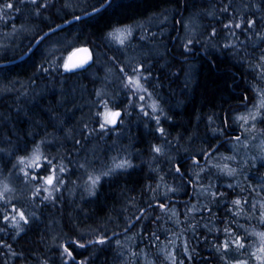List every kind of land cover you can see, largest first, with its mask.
<instances>
[{
    "label": "trees",
    "instance_id": "obj_1",
    "mask_svg": "<svg viewBox=\"0 0 264 264\" xmlns=\"http://www.w3.org/2000/svg\"><path fill=\"white\" fill-rule=\"evenodd\" d=\"M4 2L13 3V8L3 10L0 34L23 23L31 31L20 48L0 53V63L16 60L42 34L100 7L104 0L76 2L81 3L76 11L70 9V0ZM250 4L258 9L246 11L242 6ZM157 13L171 20V30L161 37L160 53H148L141 62L153 89L155 85L158 92L169 91L168 105H176L169 107L173 115L167 127L170 135L180 137L175 151L179 159L169 175L165 162V174L157 175L162 164L150 166L141 156L151 154L153 143L165 140L153 125L152 130L138 125L131 131V144L139 151L133 155V166L105 177L89 195L86 191L71 194L72 182L80 174L75 162L86 157L84 148L90 146L83 147L82 137L96 138L99 129L97 117L88 120L85 113L90 111L91 115L95 108L90 105L84 109L80 104L88 102L86 94L90 101L101 99L96 87L107 67L99 66L100 57L95 56L90 67L66 72L62 58L49 48L43 49V43L50 38H69L76 40V46L89 44L94 52L103 49L108 54L104 63L115 72L124 48L102 47L103 39L117 26ZM192 14L204 26L199 35L188 40L183 38L184 23ZM252 16L259 24L264 22V0H111L102 10L48 34L27 57L0 65L5 89L29 81L20 91H0V191L5 185L8 188L0 200V264H227L232 260V249L238 247L230 243L225 249L222 245L235 240L237 234L247 243L238 248L240 256L247 257L245 248L255 237L251 226L263 225L259 217L264 215V159L243 184L231 187L222 184L225 176L213 174L212 184L206 182L212 178L195 176V170L207 165L217 151L229 149L239 129L237 112L256 99V89L264 83V39L246 41L244 26L234 35L224 25L225 21L241 22ZM236 37L239 40L234 45ZM120 93L125 103L128 91ZM114 103L116 110L122 109L119 100ZM82 117L85 120H80ZM255 129L264 137V117ZM112 143L110 137L102 145ZM37 146L42 152L41 167H29L30 176H26L20 170L24 161H20L32 155ZM109 146L98 154L103 160ZM44 157L64 166L65 171L57 173L63 183L41 188V178L51 174ZM211 169L206 170L214 173ZM33 175L36 180L30 179ZM158 183H165L168 196ZM200 185L204 194L195 188ZM49 192L50 198L44 199ZM202 194L203 204L199 201ZM234 200L241 204L234 205ZM13 208L24 212L27 223L19 216L18 226L3 219L4 215H15ZM101 238L104 243H97ZM175 239L178 245L172 244ZM65 246L71 257L62 255ZM177 253L179 257L173 261Z\"/></svg>",
    "mask_w": 264,
    "mask_h": 264
},
{
    "label": "rangeland",
    "instance_id": "obj_2",
    "mask_svg": "<svg viewBox=\"0 0 264 264\" xmlns=\"http://www.w3.org/2000/svg\"><path fill=\"white\" fill-rule=\"evenodd\" d=\"M85 0H70V9L72 11H76L80 9L81 3L77 4L76 2H84ZM245 6L244 9L247 11L249 9L251 10H257L258 6H252L250 5H242ZM162 13L154 14L148 18L141 19L138 22L123 25V26H117L116 28H131L132 34L129 36L123 45L119 44L118 42L114 41L109 37V34L106 36V38L103 39L101 42V46H108V48H112V46L119 48L123 47V59L122 62L118 65L116 64L115 72L112 70L110 65H106L104 63L103 57L108 55L106 51L103 49H97V52H95V56L100 57L99 60V66L107 67L106 72L104 74H101V84L97 86V93H100V100H94L90 97L88 94L84 95V97L89 98L88 102L80 104L84 109H87V106H93L95 109L90 115V111L85 112L87 115L89 114V117L87 119L89 120L91 117L96 116L97 113H102L105 109L103 107L104 102L106 101L108 104V107L112 109L113 111H116L117 106L114 102L120 101V103L123 104L122 109L123 115L118 121L117 128H113L114 131H112V127L115 126H109L108 128L101 130L100 128L97 130L96 138L90 137L85 139L82 137L84 143L83 147L89 146L88 148H84L86 157L81 158V161H76L75 164L80 170V174L77 175L75 178V181H73L72 187L74 189L70 190L71 194L77 193L82 191H86V194H91L93 191H95V187L99 184V182L104 179L107 176H111L114 173L124 170V169H130L131 166H133V155H136L139 151L138 149L134 148V145L131 144V131L134 127H137L138 125H146L148 129H151V125H153V129L155 131H158L159 134L162 133L163 138L165 140L164 143H153V146L151 148V154H147L146 156H141V160L146 161L150 166H156L158 164H162L161 167L158 165L159 169H156V174L159 175L161 172L165 174V165L163 162L166 163V170L168 175L170 174V169H172L173 165H175V162L177 159H179L178 154L176 151V146L181 144V140L179 136L173 137L170 135L169 126L167 127V122L171 121V117L173 113L171 110H169L168 102L167 100L169 96V91H161L158 92L155 89H153V82H151L149 79H141L140 83L143 85L145 89H147V92H139L136 95H133L132 90L126 89L124 87V84L126 83L127 77L124 75V73H127L128 76H132L133 73L131 71L132 68H136L138 66H142L141 71L144 75V64L141 62V59L145 57L148 53L149 55L156 56L155 54L158 52L160 53V46L162 42V35H165L167 33H170V19H164ZM254 20L255 24L248 28L246 24H242L244 26L243 28L246 29V34L244 35V40L250 41V42H259L260 40L264 39V22L262 24H259L256 19L252 16L248 20H242V21H251ZM232 22V26L228 27L227 29H232L234 31V35L238 34V31L240 28H235V23L237 21L231 20V21H225L224 25L229 24ZM239 22V21H238ZM203 21L200 20V18L196 14H192L191 16H188L184 23V34L183 38L191 40L196 34L199 35V32L203 29ZM166 28V29H165ZM113 29V30H114ZM112 30V31H113ZM31 29L28 27L27 23H23L17 26L12 27L11 29L7 30L4 34H0V53H4V50L6 51H13L17 50L21 46V42H23L28 37V32H30ZM111 31V32H112ZM213 32H215V29H212ZM231 31V30H230ZM259 31V32H258ZM256 32L257 35H256ZM256 35V37L253 39L252 36ZM57 38L53 39H47L43 43V49L49 48L51 49L56 55L60 56L62 59V66L64 63V59L67 58V55L69 51H71L74 47H76L77 43L74 39H61L60 41ZM235 40H239L237 37L233 38L232 43L235 45L237 44ZM163 43V42H162ZM112 58L114 56L112 55ZM103 64H105L103 66ZM110 66V67H109ZM120 69H123L124 71L121 72ZM264 73V71L262 72ZM100 74V73H99ZM264 79V77H263ZM33 80V79H32ZM149 80V81H148ZM0 81V91L1 94L5 93L7 90H15L20 91V89L27 88L29 81H20L19 83H16L18 87H12L5 89L3 86V83ZM151 82V83H149ZM62 89V88H61ZM95 91V93H96ZM128 91L126 95V101L123 103V93L120 92ZM151 94L150 96L148 94ZM144 96L143 100L139 99V96ZM122 97V98H120ZM113 99V100H112ZM264 101V83L261 85H258L256 89V99L253 102H248L244 104L243 109L239 110L237 112L236 117H249L247 122L245 123L244 120H237V125L239 126V129L236 133L237 137L239 139L237 140V137H234L235 139L232 141V143L229 145V149L223 150V151H217L216 156L211 159V161L208 162L207 165L204 167H196L195 170V176H209L213 184L214 176L213 174L217 173L218 176H225V182H222L223 185H241L243 184V179H247L248 176L253 173L258 166L259 161L264 159V137L263 135L257 131L255 128L258 125V122L264 117V107H260L261 102ZM153 103L156 104L157 108L156 111L153 112V109L150 107ZM173 108L176 107L173 103H171ZM125 105V106H124ZM90 106V107H91ZM143 106V111L141 110V107ZM80 108V107H79ZM259 112L260 115L256 117L255 120L251 119V115L255 114L256 112ZM145 113H148L145 115ZM86 117L80 118V120H85ZM97 117V116H96ZM156 117H159V122H157ZM98 122H102V119L98 118ZM120 120L123 122L120 123ZM99 127V124H97ZM83 127V126H81ZM111 128V129H110ZM238 128V127H237ZM110 129V130H109ZM163 130L162 132L160 130ZM238 132H240V136H238ZM109 136V137H108ZM112 138L113 143L111 146L106 145L103 146L102 144L108 140V138ZM115 137V138H114ZM115 140V141H114ZM130 142V143H129ZM92 146V147H91ZM109 146V150L107 153H105L103 156H106L107 159H102V151L106 150ZM154 147H160L161 152L156 153L153 151ZM183 148V146H182ZM184 149V148H183ZM149 152V153H150ZM90 153V155H89ZM41 158H42V152L40 151ZM101 154V155H98ZM140 154V153H139ZM89 155V156H88ZM141 155V154H140ZM33 159V154L24 157L22 160L24 161L22 163L21 171L26 176L29 175V164ZM126 160L130 166L125 168H115L116 163H120L121 161ZM193 162L195 164H200L196 159H193ZM41 163V162H40ZM16 163L14 162V165ZM18 164V163H17ZM217 165L219 167H217ZM227 165L229 169H235V172L232 175H228L225 171H221L224 166ZM211 166L212 169H214V173L208 172L206 169L207 167ZM110 169H114L111 171L108 175L103 176L101 173L109 172ZM211 169V171H212ZM157 170H160L157 172ZM221 173H219V172ZM17 172V170H16ZM205 173V174H204ZM18 172L16 173V175ZM96 177L100 176V180L95 185H92L91 181L89 180V177ZM214 176V177H213ZM217 176V177H218ZM243 176V177H242ZM231 178L233 181H231ZM229 181V182H228ZM55 184V183H54ZM68 185V184H66ZM195 185V184H194ZM61 186V185H60ZM59 186V187H60ZM158 187H160V191L164 189V195H167L168 187L165 185V183H158ZM199 187L200 193L202 192L203 187L196 186L197 189ZM51 190V189H50ZM204 194V193H203ZM203 194L201 195V198L199 201H201V204L205 203L206 200L204 199ZM206 197V195H205ZM262 202V201H261ZM263 203V202H262ZM173 212L174 210L171 209ZM260 223L263 225L261 227H255L251 226V230L255 232V237L253 242H251L248 246H246L247 250V257H241L240 256V250L238 248L232 249V260L230 263L227 264H264V251H261L262 248H264V236H261V234H264V215L259 217ZM237 237H239L246 245L247 243L243 241V236L241 234ZM178 239L172 240V244L178 245ZM186 247V246H184ZM173 254L177 252V249L175 247L172 248ZM179 257V254L177 253L175 257L173 258V261H175ZM257 257H260V259H257Z\"/></svg>",
    "mask_w": 264,
    "mask_h": 264
},
{
    "label": "snow or ice",
    "instance_id": "obj_3",
    "mask_svg": "<svg viewBox=\"0 0 264 264\" xmlns=\"http://www.w3.org/2000/svg\"><path fill=\"white\" fill-rule=\"evenodd\" d=\"M32 2L35 3V0H32ZM107 3H110V0H104V2H102L100 4V8H95L94 10L100 11L101 9H103L106 6ZM12 8H13V3L4 2V0H0V19H3L2 12L4 9H12ZM77 19H79V18H77ZM242 23L246 24L248 28H251L255 24V21L251 20V21L237 22L234 25L235 28H241ZM231 26H232V22L225 25L226 28L231 27ZM131 34H132L131 28H123V29L116 28L112 32L109 33V37L111 39H113L114 41L118 42L119 44L123 45L125 43V40L129 36H131ZM189 43H191V41H189ZM91 58L92 57H91V53H90L89 49H87V48L76 49L74 52L70 53L66 59H64L63 69L66 72H72V71L77 70V69H83L89 63V60H91ZM261 59H264V57H261ZM141 68H142V66L132 68L131 69V71L133 73L132 76H128L127 73H124V75L127 77V80H126V83L124 84V87L126 89L132 90L133 95H136L137 93H139L141 91L147 92V89H145L143 87V85L140 83L141 79H147V77L143 76ZM120 71L123 72L124 70L120 69ZM97 95L99 96L100 93H97ZM148 95L150 96L151 94L149 93ZM139 99L143 100L144 96H142V95L139 96ZM103 107L105 110L102 113L96 114V116L98 118L102 119V122L99 123V128L101 130L106 129L109 126H115L118 122V119L121 117V112L120 111H113L112 109H110L108 107V104L106 101L104 102ZM150 107L153 109V112L156 111L157 106L155 103L150 105ZM260 107H264V101L261 102ZM141 110L143 111V106L141 107ZM147 114L148 113H145V115H147ZM259 115H260V113L257 111L255 114L251 115V119L255 120L256 117ZM236 119L237 120L242 119L246 123L247 120L249 119V117H236ZM156 120H157V122H159V117H156ZM122 122L123 121L120 120V123H122ZM160 131L162 132L163 130L161 129ZM236 139L238 140L239 137H237ZM153 151L156 153H160L161 148L160 147H154ZM40 160H41V154L39 151V146H37V148L33 152V159L28 166L39 168V167H41V165L39 163ZM44 161H45L47 167L51 169V174L48 175L47 177L41 178L43 180V183L41 184V188H43L44 185L52 186V185H54V183L57 185L60 183H63V181L60 179V177L57 175V173L64 172L65 171L64 166L63 165L57 166V165L53 164L52 161L48 160L47 157H44ZM20 162L22 163L23 160H21ZM128 166H130V165L128 164V162L126 160H123L120 163L115 164V168H125ZM217 167H219V166L217 165ZM113 170L114 169H110L109 172L101 173V175L106 176ZM176 171L179 172V168H177ZM221 171H225L228 175H232L235 172V169H229L227 167V165H225L224 168L221 169ZM25 175H27V173H25ZM100 178H101L100 176H96L94 178L90 176L89 180L91 181L92 185H95L96 183H98ZM30 179L36 180L37 177L35 175H33L32 177H30ZM229 187H231V185H229ZM56 190H58V188ZM6 191H8L7 185L4 186L3 191H0V200L3 199L4 192H6ZM45 191H48V189L45 188ZM39 192H40V188H37L36 194L38 195ZM213 195H216V193H213ZM50 196H51V192H49V196H46L44 199H49ZM232 203L234 205H240L241 201L240 200H234ZM159 206L162 209L165 207L163 204H161ZM13 212L15 213V215H12L11 217H9L8 215H4L3 219L5 221H8L9 219H11L14 226H18L17 216H19L20 220H23L25 223H27V218L25 217L23 211H19V210L13 208ZM228 231H229V229H225V232H228ZM261 236H264V234H261ZM96 242L97 243H104V239L101 238V239L97 240ZM89 243H91V241H89ZM230 243L234 244L238 248H244L245 247V245H244V243H242L241 239L239 237H237L233 241H227L226 240L222 245L223 248L227 249L229 247ZM84 246L85 245H83V244H79V247H84ZM261 251H264V248H262ZM64 254H66L69 257L72 256V253L69 251L67 246H65L63 248L62 255H64ZM257 259H260V257H257Z\"/></svg>",
    "mask_w": 264,
    "mask_h": 264
},
{
    "label": "water",
    "instance_id": "obj_4",
    "mask_svg": "<svg viewBox=\"0 0 264 264\" xmlns=\"http://www.w3.org/2000/svg\"><path fill=\"white\" fill-rule=\"evenodd\" d=\"M111 1V0H110ZM109 3H107L106 4V6L108 5ZM105 6V7H106ZM98 8H100V7H98ZM102 10V9H101ZM96 12H98V11H95L94 9L93 10H91V11H89V12H87V13H85V14H83V15H79V16H76V17H74V18H72V19H70V20H68V21H66V22H64V23H61V24H59L58 26H56V27H54V28H52V29H50V30H48L47 32H45L44 34H42L36 41H35V43L31 46V48L24 54V55H22V56H20L19 58H17L16 60H21V59H23V58H25V57H27L33 50H34V48H36V46L48 35V34H50L52 31H55V30H57V29H60V28H62V27H64V26H66L67 24H69V23H71V22H73V21H75V20H77V18H83V17H85V16H89V15H92V14H94V13H96ZM79 48H87V49H89V51H90V53H91V60H89V63L85 66V68H83V69H77V70H74V71H72V72H78V71H81V70H84V69H86V68H88V67H90L93 63H94V61H95V53H94V50L92 49V47L89 45V44H82V45H79V46H77V47H75L73 50H71L70 52H69V54L70 53H72V52H74L76 49H79ZM68 54V55H69ZM68 55H67V57H68ZM16 60H12V61H7V62H3V63H0V65H4V64H6V63H11V62H13V61H16ZM116 111H120L121 112V116L123 115V110L122 109H118V110H116ZM121 118V117H120ZM119 118V119H120ZM119 119H118V121H119ZM117 124H118V122H117ZM116 124V125H117Z\"/></svg>",
    "mask_w": 264,
    "mask_h": 264
},
{
    "label": "bare ground",
    "instance_id": "obj_5",
    "mask_svg": "<svg viewBox=\"0 0 264 264\" xmlns=\"http://www.w3.org/2000/svg\"><path fill=\"white\" fill-rule=\"evenodd\" d=\"M55 27H56V26H55ZM52 32H54V31H52ZM52 32H51V33H52ZM260 75H261V74H260ZM262 75H263V74H262Z\"/></svg>",
    "mask_w": 264,
    "mask_h": 264
}]
</instances>
